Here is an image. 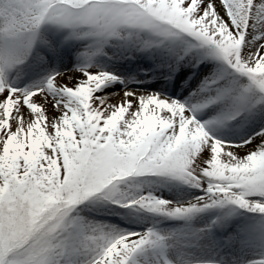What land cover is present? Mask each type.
<instances>
[{
    "label": "snow or ice",
    "instance_id": "6c2138e0",
    "mask_svg": "<svg viewBox=\"0 0 264 264\" xmlns=\"http://www.w3.org/2000/svg\"><path fill=\"white\" fill-rule=\"evenodd\" d=\"M0 264H264V0H0Z\"/></svg>",
    "mask_w": 264,
    "mask_h": 264
},
{
    "label": "rangeland",
    "instance_id": "374dc122",
    "mask_svg": "<svg viewBox=\"0 0 264 264\" xmlns=\"http://www.w3.org/2000/svg\"><path fill=\"white\" fill-rule=\"evenodd\" d=\"M75 63V60L73 59L67 66L62 65L61 70L62 71H68ZM137 180H149L153 181L154 183L152 184L151 188H145L144 191H149L152 190L154 191V194L157 196H160L164 199H169V200H176L177 194H180V192H177L176 188L164 183L163 178H158V177H142V178H136ZM165 193V194H164ZM175 194V195H173ZM171 197H174L175 199H172ZM188 196L183 197L181 195V199H187ZM84 207V206H81ZM117 211H120L122 213H126L129 210L127 209H117ZM85 214H89L87 211ZM247 215L249 216H256L257 214L255 213H248ZM109 219H112L113 221L117 220L119 217H108ZM168 224H173L175 222H167ZM134 226V228H138V225L131 224Z\"/></svg>",
    "mask_w": 264,
    "mask_h": 264
},
{
    "label": "bare ground",
    "instance_id": "6f19581e",
    "mask_svg": "<svg viewBox=\"0 0 264 264\" xmlns=\"http://www.w3.org/2000/svg\"><path fill=\"white\" fill-rule=\"evenodd\" d=\"M177 190V189H176ZM177 192H179V191H177ZM165 194V193H164ZM173 195H175V194H173ZM183 197H185V196H187V195H182ZM172 199H175L174 197H171ZM177 199H181V193L180 194H177V196H176V200ZM119 218H117V220H118ZM130 227H133L134 228V226L133 225H129Z\"/></svg>",
    "mask_w": 264,
    "mask_h": 264
}]
</instances>
